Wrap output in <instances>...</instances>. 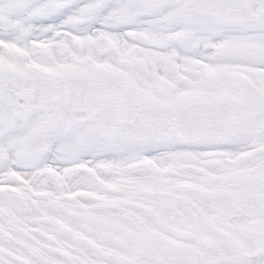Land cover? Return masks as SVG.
<instances>
[{"label": "snow or ice", "instance_id": "obj_1", "mask_svg": "<svg viewBox=\"0 0 264 264\" xmlns=\"http://www.w3.org/2000/svg\"><path fill=\"white\" fill-rule=\"evenodd\" d=\"M0 264H264V0H0Z\"/></svg>", "mask_w": 264, "mask_h": 264}]
</instances>
